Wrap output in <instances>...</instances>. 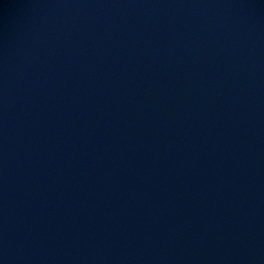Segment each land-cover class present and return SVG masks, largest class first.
Masks as SVG:
<instances>
[{
	"label": "water",
	"instance_id": "95a60500",
	"mask_svg": "<svg viewBox=\"0 0 264 264\" xmlns=\"http://www.w3.org/2000/svg\"><path fill=\"white\" fill-rule=\"evenodd\" d=\"M0 264H264V0H0Z\"/></svg>",
	"mask_w": 264,
	"mask_h": 264
}]
</instances>
